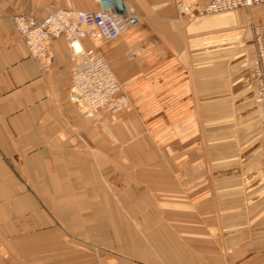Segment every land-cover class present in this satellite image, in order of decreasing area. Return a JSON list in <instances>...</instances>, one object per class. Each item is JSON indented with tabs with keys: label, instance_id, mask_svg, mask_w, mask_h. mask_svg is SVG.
I'll return each mask as SVG.
<instances>
[{
	"label": "crops",
	"instance_id": "crops-1",
	"mask_svg": "<svg viewBox=\"0 0 264 264\" xmlns=\"http://www.w3.org/2000/svg\"><path fill=\"white\" fill-rule=\"evenodd\" d=\"M126 1L138 26L81 45L106 58L130 107L89 120L69 99L65 41L40 71L12 17L97 6L0 0V264H264V174L251 184L234 168L219 116L235 72L220 45L245 44L251 63L264 4L212 18L198 13L210 0H192L195 18L180 0Z\"/></svg>",
	"mask_w": 264,
	"mask_h": 264
},
{
	"label": "built area",
	"instance_id": "built-area-1",
	"mask_svg": "<svg viewBox=\"0 0 264 264\" xmlns=\"http://www.w3.org/2000/svg\"><path fill=\"white\" fill-rule=\"evenodd\" d=\"M88 1L97 9H57L49 11L41 20L30 14H20L13 16L12 22L28 56L41 64L40 71L51 62V41L59 38L65 41L73 61L69 99L89 120H101L106 114L128 111L129 99L106 58L95 49H84L81 41L89 40L93 45L115 41L138 26L140 19L126 0ZM186 1L180 0L179 6L188 16L196 9V4L192 0L189 4ZM263 3L264 0H210L200 11L221 14L248 10ZM258 30L255 32L256 53L250 66L254 100L264 126V40Z\"/></svg>",
	"mask_w": 264,
	"mask_h": 264
},
{
	"label": "rangeland",
	"instance_id": "rangeland-1",
	"mask_svg": "<svg viewBox=\"0 0 264 264\" xmlns=\"http://www.w3.org/2000/svg\"><path fill=\"white\" fill-rule=\"evenodd\" d=\"M190 2L191 0L186 1L187 4ZM231 13H204L202 16L213 18L225 15L228 17ZM183 17H193V12L191 15H185ZM256 28L257 27L252 28L254 51H256ZM234 34H237V32H234ZM236 36L237 35L234 37ZM224 37H226V34ZM241 45V47L237 46V48L234 47L236 45H220L222 46V48H220V64L229 63L232 66L234 65L233 68L235 71L234 74L231 75L230 80H226V82L220 84V86L224 87L225 92H227V98L225 95L224 101L220 107L222 110L219 115L220 128H233V139L236 142L234 148V168L240 171L250 172L251 177L248 178L247 175L245 181H250L251 184H253L259 182L257 179L264 174V132L258 113L259 109L254 100L253 83L251 78L252 71L250 66L251 52H248V50L245 49V44ZM245 127L248 132H243V128L245 129ZM225 135L226 133L224 132L223 134H220V137L223 136V140H225ZM243 135H245V140L242 143L238 142L237 140L240 138L242 139ZM206 150L205 153L210 155V148H206ZM219 154L220 164H222V158L226 157V147L220 146ZM223 165L225 166L226 163H223ZM219 169H225V167ZM260 182H262V179Z\"/></svg>",
	"mask_w": 264,
	"mask_h": 264
},
{
	"label": "bare ground",
	"instance_id": "bare-ground-1",
	"mask_svg": "<svg viewBox=\"0 0 264 264\" xmlns=\"http://www.w3.org/2000/svg\"><path fill=\"white\" fill-rule=\"evenodd\" d=\"M264 4V3H263ZM262 5V4H261ZM179 8H180V6H179ZM252 8V7H251ZM251 8H249V9H251ZM248 9V10H249ZM180 10H181V12H182V14L183 15H185L184 13H183V8H180ZM185 11V10H184ZM233 12V11H232ZM198 13H201V11L199 10L198 11ZM229 12H227V13H221V14H228ZM231 13V12H230ZM202 15V14H201ZM194 17L196 16V17H198V15H193ZM195 17V18H196ZM256 36V35H255ZM263 40H264V38H263ZM101 45V44H100ZM97 46H99V45H93V47L95 48V47H97ZM83 47V46H82ZM94 48H91V49H94ZM253 92H254V90H253ZM258 113H259V116H260V111L258 110ZM119 114V113H118ZM111 115V114H110ZM117 115V114H116ZM114 116V115H113ZM260 121H261V118H260ZM261 125H262V127H263V132H264V126H263V124H262V121H261Z\"/></svg>",
	"mask_w": 264,
	"mask_h": 264
}]
</instances>
